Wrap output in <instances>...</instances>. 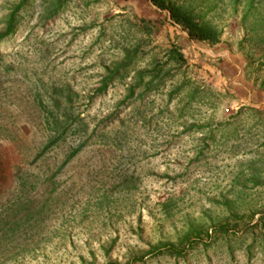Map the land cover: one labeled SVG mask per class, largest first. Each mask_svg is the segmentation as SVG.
<instances>
[{"label":"rangeland","instance_id":"obj_1","mask_svg":"<svg viewBox=\"0 0 264 264\" xmlns=\"http://www.w3.org/2000/svg\"><path fill=\"white\" fill-rule=\"evenodd\" d=\"M0 0V264H264V0Z\"/></svg>","mask_w":264,"mask_h":264},{"label":"trees","instance_id":"obj_2","mask_svg":"<svg viewBox=\"0 0 264 264\" xmlns=\"http://www.w3.org/2000/svg\"><path fill=\"white\" fill-rule=\"evenodd\" d=\"M150 1L160 9L167 10L172 20L182 26L191 40L206 41L213 44L220 41L221 36L216 30L200 23L190 12L183 10L168 0Z\"/></svg>","mask_w":264,"mask_h":264},{"label":"crops","instance_id":"obj_3","mask_svg":"<svg viewBox=\"0 0 264 264\" xmlns=\"http://www.w3.org/2000/svg\"><path fill=\"white\" fill-rule=\"evenodd\" d=\"M264 102V101H263Z\"/></svg>","mask_w":264,"mask_h":264}]
</instances>
